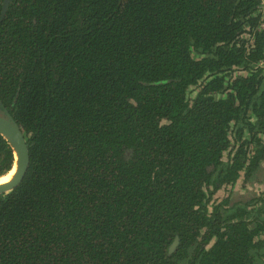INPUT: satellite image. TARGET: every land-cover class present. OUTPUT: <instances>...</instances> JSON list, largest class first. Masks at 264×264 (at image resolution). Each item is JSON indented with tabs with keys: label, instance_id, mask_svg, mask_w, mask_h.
<instances>
[{
	"label": "trees",
	"instance_id": "obj_1",
	"mask_svg": "<svg viewBox=\"0 0 264 264\" xmlns=\"http://www.w3.org/2000/svg\"><path fill=\"white\" fill-rule=\"evenodd\" d=\"M5 1L0 264H264L261 0Z\"/></svg>",
	"mask_w": 264,
	"mask_h": 264
},
{
	"label": "water",
	"instance_id": "obj_2",
	"mask_svg": "<svg viewBox=\"0 0 264 264\" xmlns=\"http://www.w3.org/2000/svg\"><path fill=\"white\" fill-rule=\"evenodd\" d=\"M9 1H5V9L8 8ZM0 134L9 142L16 158L15 175L11 180L0 183V194H2L13 190L22 182L30 164V151L25 135L2 103H0Z\"/></svg>",
	"mask_w": 264,
	"mask_h": 264
},
{
	"label": "rangeland",
	"instance_id": "obj_3",
	"mask_svg": "<svg viewBox=\"0 0 264 264\" xmlns=\"http://www.w3.org/2000/svg\"><path fill=\"white\" fill-rule=\"evenodd\" d=\"M195 92V88L193 89ZM195 93L192 95L194 96ZM229 158V152L224 156V161H227ZM264 190V171L261 170L258 172L246 185L241 180L233 192L235 196H244L245 198H251L256 193Z\"/></svg>",
	"mask_w": 264,
	"mask_h": 264
},
{
	"label": "built area",
	"instance_id": "obj_4",
	"mask_svg": "<svg viewBox=\"0 0 264 264\" xmlns=\"http://www.w3.org/2000/svg\"><path fill=\"white\" fill-rule=\"evenodd\" d=\"M260 12H261V28L264 29V0H261L260 6H259ZM262 67H264V61L260 64Z\"/></svg>",
	"mask_w": 264,
	"mask_h": 264
},
{
	"label": "bare ground",
	"instance_id": "obj_5",
	"mask_svg": "<svg viewBox=\"0 0 264 264\" xmlns=\"http://www.w3.org/2000/svg\"><path fill=\"white\" fill-rule=\"evenodd\" d=\"M15 172H16V163H15L12 171L7 176H5L4 178L0 179V183H4V182H7V181L11 180L13 178V176L15 175Z\"/></svg>",
	"mask_w": 264,
	"mask_h": 264
}]
</instances>
